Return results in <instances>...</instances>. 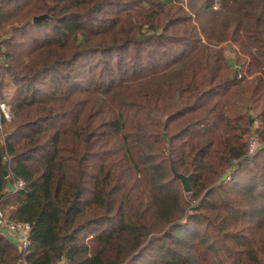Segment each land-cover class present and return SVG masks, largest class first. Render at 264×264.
<instances>
[{
	"label": "trees",
	"instance_id": "16d2710c",
	"mask_svg": "<svg viewBox=\"0 0 264 264\" xmlns=\"http://www.w3.org/2000/svg\"><path fill=\"white\" fill-rule=\"evenodd\" d=\"M218 1L0 0V264H264V0Z\"/></svg>",
	"mask_w": 264,
	"mask_h": 264
},
{
	"label": "built area",
	"instance_id": "2783aa9c",
	"mask_svg": "<svg viewBox=\"0 0 264 264\" xmlns=\"http://www.w3.org/2000/svg\"><path fill=\"white\" fill-rule=\"evenodd\" d=\"M0 115H2L7 121H11V116L9 114V110L6 108L4 103H0ZM255 128H258V123L255 122ZM3 125L0 124V140L4 141V132ZM3 134V136H2ZM245 143L248 148V157H252L257 152V149L260 146L259 139L257 134L254 132L245 137ZM5 160H7L5 158ZM231 179V175L228 174L227 181ZM25 187V183L23 181H16L13 184L12 192L17 193L21 191ZM0 230L2 234L8 235L16 240L18 243V247L21 251L27 250L30 246V231L31 226L28 223H21L15 220L9 219L4 211L0 208Z\"/></svg>",
	"mask_w": 264,
	"mask_h": 264
},
{
	"label": "rangeland",
	"instance_id": "374dc122",
	"mask_svg": "<svg viewBox=\"0 0 264 264\" xmlns=\"http://www.w3.org/2000/svg\"><path fill=\"white\" fill-rule=\"evenodd\" d=\"M184 1L187 2V0H184ZM213 8L215 11H219L221 9V5H220L218 0H215V2L213 4ZM1 74H2V72L0 71V75ZM14 93H15V86H14L13 82L7 77L6 83H5L3 90H2L3 95L0 96V103H4L6 105V108L9 110V114L11 116V121L13 119V113H12L11 108H10V101H11ZM5 127L6 126H3L2 133L3 132L5 133V130H6ZM254 129L256 130L255 125L253 127V131H254ZM2 136H3V134H2ZM244 142H245V139H244ZM230 180H228V181H230Z\"/></svg>",
	"mask_w": 264,
	"mask_h": 264
},
{
	"label": "water",
	"instance_id": "95a60500",
	"mask_svg": "<svg viewBox=\"0 0 264 264\" xmlns=\"http://www.w3.org/2000/svg\"><path fill=\"white\" fill-rule=\"evenodd\" d=\"M47 18H48L47 15H41V16L35 17L33 20V23H35V24L42 23V22L46 21ZM170 162H171V169H172V172H173L175 178H178L182 182L185 193L190 194L192 192V187H191V183H190L191 176H185L183 174H179L177 172L175 166H174L172 159L170 160ZM6 176H8V173H6Z\"/></svg>",
	"mask_w": 264,
	"mask_h": 264
}]
</instances>
